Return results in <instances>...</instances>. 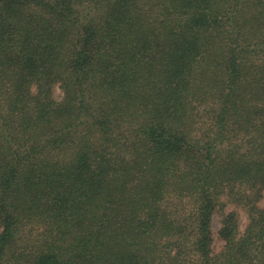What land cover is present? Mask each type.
<instances>
[{
	"label": "trees",
	"instance_id": "16d2710c",
	"mask_svg": "<svg viewBox=\"0 0 264 264\" xmlns=\"http://www.w3.org/2000/svg\"><path fill=\"white\" fill-rule=\"evenodd\" d=\"M263 188L264 0H0V264H264Z\"/></svg>",
	"mask_w": 264,
	"mask_h": 264
},
{
	"label": "rangeland",
	"instance_id": "374dc122",
	"mask_svg": "<svg viewBox=\"0 0 264 264\" xmlns=\"http://www.w3.org/2000/svg\"><path fill=\"white\" fill-rule=\"evenodd\" d=\"M54 96L59 98L62 96V89L58 84L54 85ZM250 191V193L248 192ZM234 190L226 191L220 197V205L215 210L212 217V248L214 252H217L223 248L224 241L219 236V229L222 225L223 218L231 211L235 212L238 221L240 231H243L249 221L248 208L250 203H254L256 206L264 205V188L261 190V197L256 199L252 190Z\"/></svg>",
	"mask_w": 264,
	"mask_h": 264
}]
</instances>
